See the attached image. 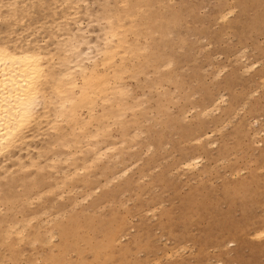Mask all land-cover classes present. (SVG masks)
I'll list each match as a JSON object with an SVG mask.
<instances>
[{"label": "rangeland", "instance_id": "374dc122", "mask_svg": "<svg viewBox=\"0 0 264 264\" xmlns=\"http://www.w3.org/2000/svg\"><path fill=\"white\" fill-rule=\"evenodd\" d=\"M24 1L1 37L63 57L78 22L92 56L109 27L140 50L96 120L52 117L0 172V264H264V0Z\"/></svg>", "mask_w": 264, "mask_h": 264}, {"label": "bare ground", "instance_id": "6f19581e", "mask_svg": "<svg viewBox=\"0 0 264 264\" xmlns=\"http://www.w3.org/2000/svg\"><path fill=\"white\" fill-rule=\"evenodd\" d=\"M26 4L24 0H0V22L9 23L11 27L25 24L29 14L21 18L19 10L24 11ZM76 24L78 27L71 30L70 38H64V42L59 44L63 57H57L47 45L34 42L32 38H23L21 33L8 30L4 37L0 36V172L6 176L13 172L7 164L15 158V151L30 149L43 123L54 122L52 117H62L72 127L82 128L89 120H96L102 112L101 102L108 100L109 90L122 76L125 57L117 48L123 47V52L131 51L133 54L140 50L138 42L131 47L126 39V30L119 22L117 28H123L122 31L109 27L106 32L109 39L119 32L117 43L110 48L99 49L100 53L92 56L85 50L81 51L86 36L80 34L82 28L78 22ZM31 28L29 25L28 29ZM56 28L61 30L60 25ZM113 63H118L117 70L112 68ZM59 69L61 72H57ZM65 145L64 142L59 143L58 148ZM104 153L94 151V160L100 159ZM67 160L68 157L59 153L47 156L39 152L31 160V165L39 169H55L59 173L58 164ZM22 162L19 159L24 167ZM195 163L198 162L193 159L186 166L191 168ZM61 173L66 179L70 177L68 173Z\"/></svg>", "mask_w": 264, "mask_h": 264}]
</instances>
